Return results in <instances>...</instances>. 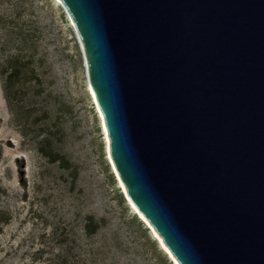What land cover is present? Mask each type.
<instances>
[{"label": "water", "instance_id": "obj_1", "mask_svg": "<svg viewBox=\"0 0 264 264\" xmlns=\"http://www.w3.org/2000/svg\"><path fill=\"white\" fill-rule=\"evenodd\" d=\"M61 3L117 171L173 255L264 264V0Z\"/></svg>", "mask_w": 264, "mask_h": 264}, {"label": "rangeland", "instance_id": "obj_2", "mask_svg": "<svg viewBox=\"0 0 264 264\" xmlns=\"http://www.w3.org/2000/svg\"><path fill=\"white\" fill-rule=\"evenodd\" d=\"M0 152V264H173L113 172L58 0H0Z\"/></svg>", "mask_w": 264, "mask_h": 264}, {"label": "bare ground", "instance_id": "obj_3", "mask_svg": "<svg viewBox=\"0 0 264 264\" xmlns=\"http://www.w3.org/2000/svg\"><path fill=\"white\" fill-rule=\"evenodd\" d=\"M60 3H61V0H58ZM69 15V14H68ZM69 18L70 20L72 21L73 23V20L72 18L70 17L69 15ZM88 89H89V92H90V95L96 105V108H97V111L99 113V117H100V122H101V127H102V131H103V135H104V138H105V145H106V152H107V156H108V159H109V162L114 170V172L116 173V176H117V179H118V182L120 183V186L121 188L123 189V192L126 194V197L129 201V204L130 206L135 210V212L139 214L140 217H142V221L146 223V225L149 227L152 235L154 236L155 240L158 242V244L160 245V247L164 250H166L169 254L168 257L170 259H172V262L173 264H180V262L177 260V258L173 255V253L170 251V249L167 247V245L164 243L163 241V238L160 236V234L156 231V229L154 228V226L150 223V221L143 215V213L138 209V207L134 204V202L131 200V198L129 197L128 193H127V188L126 186L124 185L118 171H117V168L114 164V161L112 159V156H111V140L109 138V132H108V129H107V126H106V121H105V117H104V114L100 108V106L98 105V102H97V98H96V95L88 81Z\"/></svg>", "mask_w": 264, "mask_h": 264}, {"label": "trees", "instance_id": "obj_4", "mask_svg": "<svg viewBox=\"0 0 264 264\" xmlns=\"http://www.w3.org/2000/svg\"><path fill=\"white\" fill-rule=\"evenodd\" d=\"M19 56H15V58H19ZM16 68L13 67V70L6 76L7 77V84H6V93L7 96L9 97V99H11V93H10V85L13 83L14 80V76L16 75ZM3 74L5 73V71L2 72ZM41 149V148H40ZM41 151L43 152V154L47 157H49V159L51 161H57L58 159H61L59 156H57V154H53V152H46L44 150L41 149ZM0 156H1V152H0ZM140 220V218H139ZM101 227V224L99 221H95L93 216H88V220L87 223L85 225L86 231L89 235H92L94 233H96L98 231V229ZM171 261V260H170Z\"/></svg>", "mask_w": 264, "mask_h": 264}]
</instances>
